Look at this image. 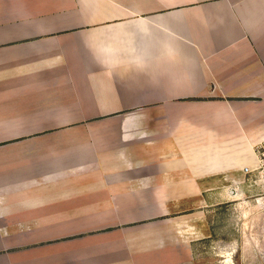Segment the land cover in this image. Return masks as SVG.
Masks as SVG:
<instances>
[{
	"label": "crops",
	"instance_id": "1",
	"mask_svg": "<svg viewBox=\"0 0 264 264\" xmlns=\"http://www.w3.org/2000/svg\"><path fill=\"white\" fill-rule=\"evenodd\" d=\"M263 140L264 0H0V264L259 261Z\"/></svg>",
	"mask_w": 264,
	"mask_h": 264
},
{
	"label": "rangeland",
	"instance_id": "2",
	"mask_svg": "<svg viewBox=\"0 0 264 264\" xmlns=\"http://www.w3.org/2000/svg\"><path fill=\"white\" fill-rule=\"evenodd\" d=\"M260 193L263 195L262 199H264V192L261 191ZM250 202H251V200H250ZM254 202L256 203V201H254ZM257 205L260 206V207H262V206L264 207V201H262L261 203H259ZM260 207H259V210L260 211H264V208L262 210V208H260ZM244 215H245L246 219L248 218V221H251L252 223H255V224H261L262 223L261 224L262 225L261 229L259 227V232H258L259 235L261 234L260 237H259V240H258V243H259L258 245L261 247L263 252H261L260 255H257V257H258L257 260H259V261H250V262H241V261H239V263L238 262L237 263L238 264H264V212L263 213H258V216H257V214H254V213L252 214L250 212H248V213H246ZM238 216L239 215H237V214H231V217H230V215H228V213H227V215H222L221 220L222 221H224V220L230 221L233 224V227L236 228V226H238V224L240 223V219H239ZM227 224H229V223H227ZM258 226H260V225H258ZM236 234H237V232L235 230H233L234 238H235ZM226 238H227V240L225 241L227 243L226 247L224 246V244H220L217 247V251L221 250V249H224V248H227L230 251V248H232L234 252L236 251L238 253V246L239 245L236 244L235 241L233 242L232 239L229 236H227ZM258 245H257V247H258ZM237 263L234 262V264H237Z\"/></svg>",
	"mask_w": 264,
	"mask_h": 264
},
{
	"label": "built area",
	"instance_id": "3",
	"mask_svg": "<svg viewBox=\"0 0 264 264\" xmlns=\"http://www.w3.org/2000/svg\"><path fill=\"white\" fill-rule=\"evenodd\" d=\"M256 165L253 169L244 168V173L249 176V183L253 186L264 187V140L255 147ZM264 192V188L262 190Z\"/></svg>",
	"mask_w": 264,
	"mask_h": 264
},
{
	"label": "bare ground",
	"instance_id": "4",
	"mask_svg": "<svg viewBox=\"0 0 264 264\" xmlns=\"http://www.w3.org/2000/svg\"><path fill=\"white\" fill-rule=\"evenodd\" d=\"M258 202L261 203L259 200L257 201V203H258ZM259 203H258V204H259Z\"/></svg>",
	"mask_w": 264,
	"mask_h": 264
}]
</instances>
